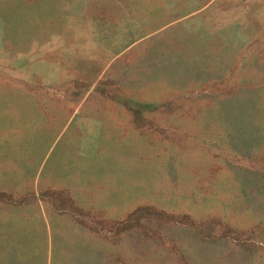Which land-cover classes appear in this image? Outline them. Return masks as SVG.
Returning a JSON list of instances; mask_svg holds the SVG:
<instances>
[{
	"label": "crops",
	"instance_id": "0c3cea01",
	"mask_svg": "<svg viewBox=\"0 0 264 264\" xmlns=\"http://www.w3.org/2000/svg\"><path fill=\"white\" fill-rule=\"evenodd\" d=\"M249 1L117 0L103 7L100 19L67 24L65 39L76 43L75 50L62 54L72 61L56 68L60 73L51 83L35 89L5 86L0 98V264H123V219L125 212L141 207V170L147 163L149 171L150 165L141 162V155L154 153L156 123H171V109L185 97L218 105L231 89L225 82L236 62L220 68L209 61L203 69L197 60L230 58L226 53L240 42V58L247 61L238 71L260 73L253 71L251 59L262 62L264 51L253 56L252 46L264 43V24L259 14L252 17ZM252 25L260 27L253 34ZM235 26H243V39ZM172 43L180 54L167 50L165 44ZM159 44H164L163 54ZM158 58L163 61L156 63ZM263 159L264 151H258L245 158V167L261 165ZM242 204L256 220L244 245H253L257 255L231 262H264V238H252L264 235L263 214L255 212L250 199ZM240 239H231L235 250Z\"/></svg>",
	"mask_w": 264,
	"mask_h": 264
},
{
	"label": "rangeland",
	"instance_id": "374dc122",
	"mask_svg": "<svg viewBox=\"0 0 264 264\" xmlns=\"http://www.w3.org/2000/svg\"><path fill=\"white\" fill-rule=\"evenodd\" d=\"M116 1L0 0V98L6 85L35 89L44 81L51 83L52 75L60 73L56 68H66L72 61L62 54L75 50L76 43L65 39L70 28L67 24L79 18L100 19L106 14L103 7L115 6ZM249 5L252 17L259 14L264 24V0H250ZM230 19L242 24L238 17ZM118 21L121 23L120 18ZM252 26V34L264 28ZM235 32L238 38H244L243 26H235ZM245 35L247 39V29ZM239 45L226 53L232 56L234 49L236 59L212 55L197 60L204 64L203 69L209 61L220 68L236 62L235 73L225 82L231 89L223 92L226 94L220 96L218 105L185 97L171 109V123H156L154 153L141 155V162L150 164L149 171L147 163L141 170V207L125 212L123 219V264H264L231 262L257 255L253 245H244V236L251 237L249 229L256 220L242 199L253 201L258 207L255 212L263 214L264 222V159L261 165L245 167V158L264 151V59H251L253 71L259 74L239 72L247 61L240 58ZM163 46L157 47L161 54ZM165 46L180 54L176 43ZM252 47L253 56L264 51V43ZM52 67L56 71L52 72ZM159 69L157 66L156 71ZM156 113L162 114L159 109ZM231 164L234 168L229 170ZM235 177L247 181V185L240 187L232 179ZM249 181L259 185L250 187ZM259 236L264 238L258 233L252 238ZM233 237L241 238L235 243L237 250Z\"/></svg>",
	"mask_w": 264,
	"mask_h": 264
}]
</instances>
